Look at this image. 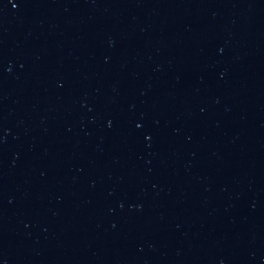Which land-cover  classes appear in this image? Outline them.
<instances>
[{
  "label": "water",
  "instance_id": "1",
  "mask_svg": "<svg viewBox=\"0 0 264 264\" xmlns=\"http://www.w3.org/2000/svg\"><path fill=\"white\" fill-rule=\"evenodd\" d=\"M0 264H264V0H143L0 142Z\"/></svg>",
  "mask_w": 264,
  "mask_h": 264
}]
</instances>
